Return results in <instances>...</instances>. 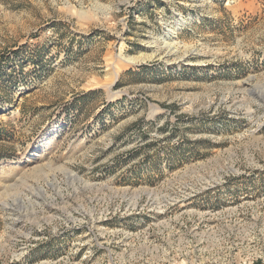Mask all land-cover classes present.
I'll use <instances>...</instances> for the list:
<instances>
[{"label": "rangeland", "instance_id": "obj_1", "mask_svg": "<svg viewBox=\"0 0 264 264\" xmlns=\"http://www.w3.org/2000/svg\"><path fill=\"white\" fill-rule=\"evenodd\" d=\"M262 173L264 0H0V264H264Z\"/></svg>", "mask_w": 264, "mask_h": 264}, {"label": "built area", "instance_id": "obj_2", "mask_svg": "<svg viewBox=\"0 0 264 264\" xmlns=\"http://www.w3.org/2000/svg\"><path fill=\"white\" fill-rule=\"evenodd\" d=\"M259 176L260 177H256V178H259V179L257 181H255V182L244 181V179H242V178L231 179L230 180L231 181L230 184L232 185L231 189H237L235 187L238 186V187H241V188L242 187L246 188L247 193L264 194V173L260 174ZM247 180H249V179L247 178ZM228 183H226V184H228ZM254 184L258 185L259 188L254 190V188H253ZM217 189H219V188H217L215 186L213 188H209L208 191L210 193H216V191H218ZM195 196H196V194L193 197H195ZM172 202H173L172 205H174V206L177 205V204H180V193H179L177 198L173 199Z\"/></svg>", "mask_w": 264, "mask_h": 264}, {"label": "trees", "instance_id": "obj_3", "mask_svg": "<svg viewBox=\"0 0 264 264\" xmlns=\"http://www.w3.org/2000/svg\"><path fill=\"white\" fill-rule=\"evenodd\" d=\"M41 51H35V53H33V56L32 57H29L31 59H28V60H31L34 64H37L39 65L37 62H40V57H41ZM27 59V58H26ZM142 70H145L146 68L145 67H141ZM132 72L129 71V74H131Z\"/></svg>", "mask_w": 264, "mask_h": 264}, {"label": "bare ground", "instance_id": "obj_4", "mask_svg": "<svg viewBox=\"0 0 264 264\" xmlns=\"http://www.w3.org/2000/svg\"><path fill=\"white\" fill-rule=\"evenodd\" d=\"M122 59L127 63V64H129V65H132V64H136V63H138L139 62V59H137V58H134V57H123L122 56ZM115 76L116 77H118V75L115 73ZM111 86V85H110Z\"/></svg>", "mask_w": 264, "mask_h": 264}]
</instances>
